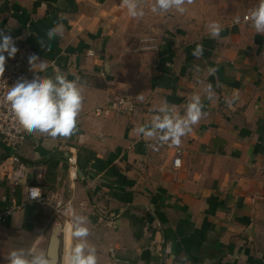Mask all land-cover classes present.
Listing matches in <instances>:
<instances>
[{
    "label": "crops",
    "instance_id": "1",
    "mask_svg": "<svg viewBox=\"0 0 264 264\" xmlns=\"http://www.w3.org/2000/svg\"><path fill=\"white\" fill-rule=\"evenodd\" d=\"M154 2L141 0L144 15L132 17L122 0H0V32L24 48L28 80L60 72L79 78L84 97L70 138L0 139V264L15 249L47 254L55 215L59 264L80 243L97 264H264V34L233 22L260 0H193L184 13L151 14ZM54 22L63 35L48 41ZM194 94L205 115L179 146L161 141L158 108L166 101L168 115L183 117ZM120 95L135 99L133 112L118 109ZM14 156L26 171L18 183ZM29 185L42 202L27 200ZM65 206L68 219L56 213ZM76 216L86 218V240L73 236Z\"/></svg>",
    "mask_w": 264,
    "mask_h": 264
},
{
    "label": "clouds",
    "instance_id": "2",
    "mask_svg": "<svg viewBox=\"0 0 264 264\" xmlns=\"http://www.w3.org/2000/svg\"><path fill=\"white\" fill-rule=\"evenodd\" d=\"M193 3V0H155L152 11L155 13H167L175 9L180 13L185 12V5ZM122 4L127 8L132 17H142L144 11L141 7V0H122ZM251 21L252 27L258 34H264V0H260L257 7L251 10L246 17ZM236 23H239L237 18ZM209 34L212 38H217L222 31V27L217 22L208 25ZM57 35H63V26L56 24L48 29L46 38L48 41L53 40ZM42 48L46 47L44 38L39 41ZM18 49L10 35L0 32V77L5 71L4 53L8 57H14ZM203 45L198 44L193 49L192 55L200 58L203 55ZM29 64L32 69L44 71L46 65L39 57L32 55L29 57ZM215 72V69L211 70ZM83 86L77 80H68L62 73L56 72L54 77H35L32 80H21L15 83L7 93L6 101L10 104L11 110L20 125L28 132H39L47 134L52 138L62 137L70 138L77 131V117L82 109L83 104ZM207 98L211 100L215 93L211 85L205 88ZM141 100L143 97H139ZM231 105V101H228ZM161 117L157 115L153 119V128L162 132L160 140L171 142L172 145L179 146L181 138L192 131V126L199 123L205 115L201 96L194 94L186 105V112L183 117L168 115V106L165 101L158 108ZM138 133L143 132L145 137H153L155 133L151 130H145L141 126ZM179 166V161H177ZM37 198V197H34ZM86 218L76 216L73 223V236L86 240L89 235L88 229L84 226ZM8 264H49L48 256L43 251H32L25 249H15L8 253ZM66 264H97L95 249L88 247L85 243L75 246L66 259Z\"/></svg>",
    "mask_w": 264,
    "mask_h": 264
},
{
    "label": "built area",
    "instance_id": "3",
    "mask_svg": "<svg viewBox=\"0 0 264 264\" xmlns=\"http://www.w3.org/2000/svg\"><path fill=\"white\" fill-rule=\"evenodd\" d=\"M248 15L244 14L242 16H234L233 22L236 23V19H239V23L249 21L246 19ZM25 63V50L23 47H20L14 57L6 58L5 60V71L3 76L0 77V139L9 147H14L16 143L20 142L25 134L20 125L18 124L10 104L6 101V96L10 87L15 83L21 80H28V71L24 68ZM115 104L118 109L125 112L131 113L136 108V101L133 98H130L126 95L117 96L115 99ZM99 109H97L98 111ZM183 150L180 147L174 149V157L172 164L175 168L177 166V161H181ZM13 161L17 163V168L13 172L12 177L10 178L12 183H18L26 179L25 167L19 163L20 160L18 157H12ZM264 170V165L262 167ZM75 177L76 174L73 173ZM37 197V198H34ZM26 198L28 201L42 202L43 197L40 189L35 185H29L27 188ZM56 213L62 217L68 219L72 216L71 206H65L63 208L57 207ZM5 214H0V221L3 219Z\"/></svg>",
    "mask_w": 264,
    "mask_h": 264
},
{
    "label": "water",
    "instance_id": "4",
    "mask_svg": "<svg viewBox=\"0 0 264 264\" xmlns=\"http://www.w3.org/2000/svg\"><path fill=\"white\" fill-rule=\"evenodd\" d=\"M55 226L52 228L49 243L47 247V256L49 264H59V232H60V217L55 215Z\"/></svg>",
    "mask_w": 264,
    "mask_h": 264
},
{
    "label": "rangeland",
    "instance_id": "5",
    "mask_svg": "<svg viewBox=\"0 0 264 264\" xmlns=\"http://www.w3.org/2000/svg\"><path fill=\"white\" fill-rule=\"evenodd\" d=\"M144 3H145V2H144ZM146 3H147V4H146ZM146 3H145V6H148V3H149V1H148V2H146ZM142 9H144V8H142ZM145 9H148V8H147V7H145ZM143 11H144V10H143ZM147 12H148V14H149V12H150V11H149V10H147ZM150 13H151V14H154V12H152V11H151ZM168 14H170V13H168ZM153 33H154V32H153Z\"/></svg>",
    "mask_w": 264,
    "mask_h": 264
}]
</instances>
